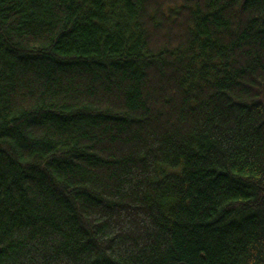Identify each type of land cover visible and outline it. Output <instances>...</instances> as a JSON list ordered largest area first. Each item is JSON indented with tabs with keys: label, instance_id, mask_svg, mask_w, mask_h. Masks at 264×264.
Segmentation results:
<instances>
[{
	"label": "trees",
	"instance_id": "1",
	"mask_svg": "<svg viewBox=\"0 0 264 264\" xmlns=\"http://www.w3.org/2000/svg\"><path fill=\"white\" fill-rule=\"evenodd\" d=\"M0 264H264V0H0Z\"/></svg>",
	"mask_w": 264,
	"mask_h": 264
}]
</instances>
